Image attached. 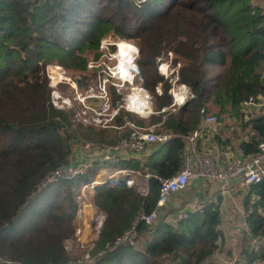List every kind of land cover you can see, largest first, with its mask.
<instances>
[{
    "label": "trees",
    "instance_id": "obj_1",
    "mask_svg": "<svg viewBox=\"0 0 264 264\" xmlns=\"http://www.w3.org/2000/svg\"><path fill=\"white\" fill-rule=\"evenodd\" d=\"M110 33L136 42L140 86L154 100L146 118L121 107L110 125L129 121L158 127L170 138L155 143L157 148L142 159L96 161L83 174L42 186L48 173L68 161L76 142H112L111 133L120 138L127 132L82 124L74 119L76 109L54 106L46 74L53 64L70 72L78 86L81 77L102 79L95 61L89 68V57L102 55L101 41ZM169 56L171 71L165 76L158 66ZM180 84L194 96L171 106L169 91ZM107 85L115 108L123 97L115 85ZM249 96L264 98V5L251 0H0V255L24 264L67 262L64 242L75 238L77 197L99 171L108 170L133 172L137 182L128 186L119 176L91 186L87 200L104 215L95 248L105 251L87 264H220L215 254L232 256V251H225L220 205L214 201L174 223L165 220L164 210L138 248L108 246L136 216L155 209L160 179L181 169L184 139L205 115L216 117L220 131L213 139L220 146L233 148L239 132L241 152L258 151L264 113L244 118L241 102ZM225 132L232 135L222 136ZM243 207L246 229L237 264H264V180L249 184ZM146 230L140 221L138 233Z\"/></svg>",
    "mask_w": 264,
    "mask_h": 264
},
{
    "label": "built area",
    "instance_id": "obj_2",
    "mask_svg": "<svg viewBox=\"0 0 264 264\" xmlns=\"http://www.w3.org/2000/svg\"><path fill=\"white\" fill-rule=\"evenodd\" d=\"M251 1L253 2V0ZM92 65L93 64L88 66L91 67ZM170 71L171 70H169L168 66L164 75L167 76ZM111 73L114 75L113 72ZM136 74H139V71L135 64L134 77ZM117 79L121 81L120 84L115 85L117 92L120 93V89L128 82H124L120 78ZM108 81V77L105 76L100 79L98 83V94L102 99L101 107L103 106L106 110H109L111 107L106 88ZM157 91H159L158 88ZM169 92L173 97V103L171 106L177 107L183 105L188 99L194 96L183 84L173 85ZM146 96L147 99H149V95L146 94ZM88 97L89 96H82L80 105L74 114L75 121L81 122L85 125H94L105 128H127L126 134L112 142H102L91 146L86 145L85 150H80L79 153L75 155L74 159L70 160L69 157L66 163L59 165L53 171L48 173L43 180L42 186L57 182L60 179H71L77 175L83 174L91 169L96 161H118L119 159H129L131 157L138 158L144 155L147 148L152 144L162 143L170 138L168 131L157 134L153 130L154 127H139L129 121L124 122L121 126L110 125L112 118L115 116L119 108L123 107L124 109L131 111L126 103L128 97L124 98L122 103L117 104V106L112 108L111 111L105 113L103 115L106 117L105 120L99 118V116L103 117L100 113L101 108L97 111L93 105L85 101ZM148 102L150 110L147 113H143L146 115L152 112V102L149 100ZM52 103L57 108H70L68 105L69 103H59L58 101L55 102L53 99ZM262 106H264V98L261 96H249L241 102V107L244 110L250 107L257 108ZM164 110L165 109L162 111ZM203 112L204 110L202 109L201 113ZM215 123L216 117L214 115H205L194 131L186 136L181 169L172 177L160 179L159 197L155 209L147 214L141 213L136 216L131 227L125 230L122 234L116 236L112 241V244L108 246L109 249L121 246L137 247L141 239L142 241L140 242V245L143 244V238L148 237L151 234V228L157 223L159 216L164 211V207H166L172 199V196L184 190L191 180H200L210 184L221 183L222 185H227L234 180H242L246 184L259 183L264 180V141L259 143L258 151L256 153L248 155H230L225 159H222L220 145L213 139V135L209 128L215 125ZM203 134L206 136L208 143L203 149H198L196 146V140ZM120 172L124 174L123 177L126 185L130 186L135 182L134 178L130 177V175H134L133 172ZM149 176L150 175L147 174L145 175V178L147 179ZM93 184L94 182H92L90 186ZM199 208H201V203L196 200L192 201L178 209L175 213L167 215L165 220L170 223L177 222L185 218L189 211ZM103 220V215L96 220L95 227L97 229L101 228ZM140 221H143L147 226V230L144 234L138 233L137 231V225ZM75 234L74 241L77 242L79 247L83 250V255L80 260H68L63 264L91 263L104 253L105 250H96L95 240L90 238V236L82 238L83 232L81 228H77ZM214 259L220 264H237V261L233 256H220L218 252L215 254ZM0 264L24 263L0 256Z\"/></svg>",
    "mask_w": 264,
    "mask_h": 264
},
{
    "label": "rangeland",
    "instance_id": "obj_3",
    "mask_svg": "<svg viewBox=\"0 0 264 264\" xmlns=\"http://www.w3.org/2000/svg\"><path fill=\"white\" fill-rule=\"evenodd\" d=\"M253 4L263 6L264 0H253ZM122 41H124V40L119 39V38L115 37L112 33H110V34L106 35L101 41V47L100 48L103 50L102 55L98 59H95V60H94L93 55L89 57V65L96 63L94 65H98L97 66L99 68L98 73L99 72L102 73V75L104 77L107 76L108 74L110 75V81L111 82L108 85L114 86L116 84L121 83V81L117 79L118 76L119 77H121V76L116 71V67L119 64V59H117V54H118V51L120 48V42H122ZM128 42H130L131 45L133 44L135 46V49L137 48V50H138V46L136 45V42H134L133 40H129ZM135 49H134V53L136 52ZM137 57H138V55L136 54L134 63H135ZM170 59H171V57L169 56V58L166 61H163L158 66L159 72H161V67L163 64H166L167 66L170 67V64H171ZM92 61H95V62L93 63ZM89 68L92 69L91 67H89ZM113 69H114V73L117 76L113 75L111 73V72H113ZM162 70H163V68H162ZM46 74H47V77L49 79V84L53 88V91L51 93V98L55 102L58 101L59 103H69L68 105L70 108L77 110L79 105H80V100H81L82 96H89L85 101L90 103L91 105H93V107L97 111L100 110V108H101L100 113L102 116L105 113L112 110L113 107H110L109 110H106L103 106L101 107L102 99L99 97V94H98V83L100 80L99 77L94 78L92 75L90 76L89 75L90 73H89L88 74L89 76L84 77V78L81 77V79H80L76 75L75 78L80 79V82H81L80 83L81 85L78 86L77 83L75 82V79L72 77V74L70 72H67L60 65H57L55 67H52L51 65L46 66ZM140 85H142V79H141L139 74H136V76L133 78L132 83H125V85L120 89V94L122 95L123 99L130 96L129 97V99H130L129 106L133 110H131L129 112L136 114L138 117L146 118L147 117V116H145L146 114H143V113L147 112L148 110H141L140 108L137 107L136 101H135V93H134L135 90H134V88H137L140 91L142 89L141 92H144V94L149 95L148 100L152 102L151 109H153V101L154 100H153L152 93L147 91L146 89L142 88ZM108 98H109V95H108ZM109 102H110V99H109ZM126 103H127V101H126ZM99 118L101 120H105L106 117L105 116H103V117L99 116ZM95 127L98 129H109V128L100 127V126H95ZM145 127H148V126H145ZM153 130L157 134H160L158 127H154ZM119 136L120 135H118L116 133H111L108 137L111 138V140H116ZM98 143L99 142H87V143L76 142L72 147L73 148L72 152L75 150V148L84 151L86 145L91 146V145H96ZM123 175L124 174L120 171L102 170V171H99V173L95 176L94 183H97L99 181H103L107 178L113 179V178L123 176ZM144 179H146V178H144ZM134 181L137 182L136 178ZM145 181L146 180H141V182H139L141 188L145 187ZM91 190H92V188H91L90 184L86 187L84 186V188L82 187L81 193L77 197V200L79 201V204H80V208H82V205L84 203H86L85 201L87 200V198L89 196V192ZM181 195H182V193H181ZM181 195L179 194V195L172 196L171 203L166 205V207L164 209L165 210L164 216L167 214L170 215L172 213H175L178 209L184 207L185 202L183 200H180V199H182ZM174 203H176L177 206ZM79 213H81V209H79ZM100 216H101L100 214L92 215V220H89L88 222H86L84 224V226H82L80 224L81 219H80V216L78 214L77 228H82V232H83L82 238H84V233H86V232L90 233V234L92 233V231L94 230V227L96 225V220ZM161 216H163V215H160L159 219L161 218ZM103 217H104V215H103ZM92 225H94V227ZM77 228H76V230H77ZM74 236H76V234H74ZM141 241H142V239L139 241L137 248L140 247ZM64 245H65V250H66V253L68 255L69 260H75V261L80 260L81 256L83 255V250L81 249V247H79L78 243L74 241V237L66 240L64 242ZM0 256H2V255H0ZM2 257L6 258L4 256H2ZM7 259H9V258H7Z\"/></svg>",
    "mask_w": 264,
    "mask_h": 264
},
{
    "label": "crops",
    "instance_id": "obj_4",
    "mask_svg": "<svg viewBox=\"0 0 264 264\" xmlns=\"http://www.w3.org/2000/svg\"><path fill=\"white\" fill-rule=\"evenodd\" d=\"M167 67L168 66L166 64L162 65L161 67L162 74H164V72L167 70ZM242 110L244 111L245 114L244 118L248 119L253 115H259L264 113V106L257 108L250 107L247 108L246 110L244 109ZM233 122H234L233 120H228V125L232 126ZM106 128H112V127H106ZM209 128L213 136L215 135L216 131L218 132L220 131L219 130L220 127L219 126L217 127L216 125H213ZM238 133L239 132H237L236 134L234 133L235 139L233 140V148L224 145L220 146L222 159H225L230 155L243 154L241 150L238 148V144L242 139L241 137H238ZM228 135H232V134L229 132H225L222 136L226 137ZM243 136L245 137V134ZM207 143L208 142L204 134L201 137L197 138L196 140V146L198 149H203L204 147L207 146ZM154 145L155 144H152L150 147H148L145 154L138 158L142 159L146 157L149 153L154 151L157 148V146ZM79 151H80L79 149L77 150V148H75V150L72 152L70 156V160L74 159L75 155L78 154ZM131 158H136V157H131ZM248 186L249 184L244 183L242 180H234L227 185H222L221 183L210 184L200 180H191L184 190L176 194V195L179 194L181 195L182 193L181 195L182 199L180 200H183L185 202V205L195 200L202 204H204L207 201H214L219 203L220 211H221L220 227L223 229L225 236L224 248L225 251L231 250L232 256L235 259L238 258L240 252L239 242L242 239L244 230L246 229L243 197L245 196L248 190ZM85 202L86 203L82 205V208H80L81 213H79L81 219L80 224L82 226H84V224L89 220H92V215L94 214L103 215L102 213L98 212L96 208L91 203L88 202V200H86ZM174 204L176 205V203ZM92 226L94 227V225ZM98 232L99 229L94 227L92 233L90 234L86 232L84 233V237L90 236V238L96 240L98 237Z\"/></svg>",
    "mask_w": 264,
    "mask_h": 264
},
{
    "label": "bare ground",
    "instance_id": "obj_5",
    "mask_svg": "<svg viewBox=\"0 0 264 264\" xmlns=\"http://www.w3.org/2000/svg\"><path fill=\"white\" fill-rule=\"evenodd\" d=\"M134 49H135V46L133 44L131 45L130 42L124 40L120 42V48L117 54V59H119V64L116 67V71L122 77L121 78L118 76V78L128 83H132L133 78H134V69H135L134 58L136 56L137 48L135 49L136 51L135 53H134ZM113 73H114V69H113ZM114 75L116 74L114 73ZM134 90H135L134 93H135V101H136L137 107L140 108L141 110L149 111L150 105H149L146 94H144V92H141L142 89L140 91L139 89L134 88ZM129 97L127 100V106L129 109L133 110L129 106V103H130ZM147 112H144V113H147Z\"/></svg>",
    "mask_w": 264,
    "mask_h": 264
},
{
    "label": "water",
    "instance_id": "obj_6",
    "mask_svg": "<svg viewBox=\"0 0 264 264\" xmlns=\"http://www.w3.org/2000/svg\"><path fill=\"white\" fill-rule=\"evenodd\" d=\"M136 54L139 55V50H137Z\"/></svg>",
    "mask_w": 264,
    "mask_h": 264
}]
</instances>
